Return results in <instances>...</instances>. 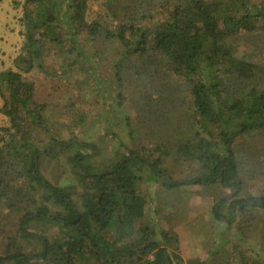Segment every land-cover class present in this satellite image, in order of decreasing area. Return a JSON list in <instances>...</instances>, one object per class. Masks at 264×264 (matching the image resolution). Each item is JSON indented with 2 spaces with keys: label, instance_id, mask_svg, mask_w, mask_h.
Wrapping results in <instances>:
<instances>
[{
  "label": "trees",
  "instance_id": "obj_1",
  "mask_svg": "<svg viewBox=\"0 0 264 264\" xmlns=\"http://www.w3.org/2000/svg\"><path fill=\"white\" fill-rule=\"evenodd\" d=\"M98 2L91 17L89 0H23L22 67L0 70V112L7 119L0 127V264H249L213 259L225 239L206 258L184 261L171 227L142 222L146 197L139 183L230 189L212 214L228 226L236 221L241 235L264 212V194H245L243 181L256 175L264 154V0ZM47 55L84 75L103 101L95 70L109 59L115 105L121 110L129 101L136 113L134 121L124 116L128 135L146 139L153 151L119 142L126 153L95 168L96 146L72 128L75 121L90 126L99 114L80 113L58 127L54 106L38 101L23 76L33 69L49 75ZM67 151L71 173L64 169L55 185L40 173V158L61 160ZM156 152L195 161L201 171L172 180L160 156L152 157ZM38 223L55 232H33ZM21 240L38 245L25 250Z\"/></svg>",
  "mask_w": 264,
  "mask_h": 264
},
{
  "label": "rangeland",
  "instance_id": "obj_2",
  "mask_svg": "<svg viewBox=\"0 0 264 264\" xmlns=\"http://www.w3.org/2000/svg\"><path fill=\"white\" fill-rule=\"evenodd\" d=\"M97 3H99L98 0H89L91 17L95 16V11L98 8ZM22 15L23 0L0 1V70H19L22 67V63H18L24 27ZM261 59L264 61V54ZM60 60L61 58H56L55 55H47L43 64L46 71L50 73L49 75L33 69L28 73H23V76L33 83L35 98L38 101H46L54 106V108L51 106L53 110L50 111L58 127L67 126L69 120L72 122L73 119H77L80 117V113L99 114L90 126L87 122L80 125L75 121L77 127L72 128L75 131L74 134H77L81 141L96 146L97 153L93 156V163L91 161L95 168L116 158L115 152L120 151L119 155L126 153L125 148L119 146V142L129 148H133V144H141L145 151L154 148L146 139L136 138L134 140L129 137L124 116L127 115L131 121H134L136 113L130 107L129 101H123L121 110L115 105L114 97L117 92L113 90L112 86L109 59L99 64L95 70L99 79H102L97 85L104 87V101L97 88L93 85L90 88L87 86L84 75L78 73L74 68L67 70L65 66L62 68ZM1 88L3 89V86ZM3 93H6L5 90ZM102 103H104V107L105 104L108 106L107 110L104 109ZM1 104L0 96V107ZM6 120V117L0 112V127L6 125ZM66 131L63 134L65 139L70 137L69 132ZM81 131L84 133H80ZM86 152L90 155L93 149ZM70 155V151L64 152L61 160L59 154L41 157L40 173L43 176L45 174L51 183L58 184L63 178L64 169L71 173L69 170L71 167L67 165V156ZM145 155L147 154L145 153ZM158 156H160L161 170L164 171L166 177H170L172 180L181 181L195 177L201 171L200 164L195 161H174L173 152L167 155L156 152L152 157ZM259 161L261 168L256 172V175L245 177L243 180L247 195L264 194V154L260 156ZM62 164H65L66 167ZM146 175L147 173L144 171V179ZM139 191L146 197L145 216L141 219L142 222L164 229L171 227L178 235L179 253L184 261L189 257L206 258L208 248L213 245L217 247L225 239L227 242L213 259L220 261L227 259L236 262L243 258L249 264H264V212H258L255 215L243 235L237 229L236 221L228 226L225 221L214 220L212 208L220 199L231 195L230 189L216 183L201 185L194 182L170 189L161 186L156 181L142 180L139 183ZM221 211L225 213L226 208L222 207ZM38 226H33L31 230L33 232H55V227L51 224L38 223ZM207 234L213 242L206 240ZM19 245L22 249L28 250L32 246L37 247L38 244L34 241L21 240Z\"/></svg>",
  "mask_w": 264,
  "mask_h": 264
}]
</instances>
